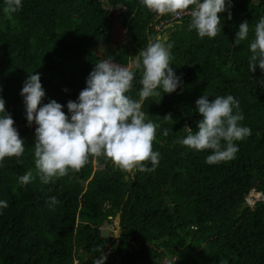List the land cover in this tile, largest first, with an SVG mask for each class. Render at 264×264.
I'll list each match as a JSON object with an SVG mask.
<instances>
[{"label":"trees","instance_id":"obj_1","mask_svg":"<svg viewBox=\"0 0 264 264\" xmlns=\"http://www.w3.org/2000/svg\"><path fill=\"white\" fill-rule=\"evenodd\" d=\"M4 6L0 0V96L25 151L0 162V200L8 203L0 208V264H92L102 249L104 264H264V198L247 202L251 190L264 196V71L249 70L264 0H232V17L218 14L221 31L214 38L190 29V15L155 29L171 13L158 18L141 0H22L12 20ZM245 20L249 38L237 46L235 33ZM164 33L172 45L170 66L183 84L143 105L159 125L155 170L126 172L104 156L90 157L78 172L69 169L42 184L34 162L38 126L28 125L20 95L29 73L41 74L40 106L54 99L68 114L67 102L77 100L94 64L111 59L135 73L126 95L138 99L140 73L132 63L150 38ZM202 95L234 96L241 125L251 129L230 161L209 165L210 150L175 143L186 136L185 125L198 130L195 101ZM29 170L34 178L19 186L18 177ZM53 196L58 203L50 207ZM108 224L113 230L103 235Z\"/></svg>","mask_w":264,"mask_h":264},{"label":"clouds","instance_id":"obj_2","mask_svg":"<svg viewBox=\"0 0 264 264\" xmlns=\"http://www.w3.org/2000/svg\"><path fill=\"white\" fill-rule=\"evenodd\" d=\"M141 3L158 15H178L195 5L190 11L188 26L200 38H214L221 31L218 14L227 11L228 19L232 17V0H141ZM4 5V14L12 20L13 14L22 8V0H4ZM249 32V22H241L234 44L238 46L241 41L248 40ZM171 47L166 37L158 34L139 50L135 57L141 85L138 99L126 95L132 90L135 79L130 67L111 59L95 63L77 100L67 102L68 114L62 110L64 105L54 99L40 106L45 97L41 74L29 73L20 95L28 125L35 122L38 126L35 129L34 162L42 184L55 183L56 179L68 175L69 169L78 172L90 157L104 156L126 172L155 170L160 153L153 151L152 142L159 125L147 118L143 105L148 98L172 94L183 84L182 78L170 66ZM249 50L250 72H255L257 66L264 71V16L254 26ZM195 106L202 117L197 121L198 130L193 131L185 125L186 136L175 143L197 151L210 150L211 154L205 159L209 165L234 159L239 151L236 142L251 135V129L240 123L244 116L239 101L232 95L216 96L212 100L202 95L195 101ZM165 118L172 119L171 114ZM14 123L0 96V162L5 157H20L25 151L24 141ZM163 134L168 135L169 130ZM145 162H150L151 167ZM33 178L29 170L18 177V184L27 185ZM48 203L51 207L58 201L53 196ZM7 207V201L0 200V208ZM106 259L102 249L100 255L93 257L92 264H104Z\"/></svg>","mask_w":264,"mask_h":264},{"label":"built area","instance_id":"obj_3","mask_svg":"<svg viewBox=\"0 0 264 264\" xmlns=\"http://www.w3.org/2000/svg\"><path fill=\"white\" fill-rule=\"evenodd\" d=\"M202 2V0H201ZM195 5L190 6V8L188 10H185L184 12L178 14V15H174V14H170V16L165 17V18H161L159 20V22H157L155 24V29L159 30L161 28H165L170 24H173L175 22H181V19L186 16V15H190V11L192 8H194ZM161 15H158V18H160Z\"/></svg>","mask_w":264,"mask_h":264},{"label":"rangeland","instance_id":"obj_4","mask_svg":"<svg viewBox=\"0 0 264 264\" xmlns=\"http://www.w3.org/2000/svg\"><path fill=\"white\" fill-rule=\"evenodd\" d=\"M253 1H255V3L256 2H258V0H253ZM135 64V61L132 63V67H133V65ZM264 198V196L262 195V194H254V192H253V190H251V192H250V194L248 195V197H247V202L250 204V205H253V203H255L256 201L255 200H259V199H263ZM115 223H116V221H115ZM114 224V223H113ZM111 230H113V226L112 225H110V224H108V225H103L102 227H101V233L103 234V235H105V234H109L110 233V231ZM114 233V232H113ZM110 250V251H109ZM107 251H109V252H111L112 250L110 249V248H108V250ZM108 252V253H109ZM110 257H108V259H109Z\"/></svg>","mask_w":264,"mask_h":264},{"label":"water","instance_id":"obj_5","mask_svg":"<svg viewBox=\"0 0 264 264\" xmlns=\"http://www.w3.org/2000/svg\"><path fill=\"white\" fill-rule=\"evenodd\" d=\"M164 37H166V39H167V35L164 36ZM115 221H116V223H115L114 238L118 241L119 229H120V224H119V222H120V213H117V215L115 217Z\"/></svg>","mask_w":264,"mask_h":264}]
</instances>
